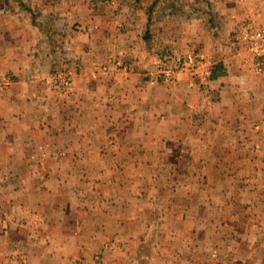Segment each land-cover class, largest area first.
I'll return each mask as SVG.
<instances>
[{
    "label": "crops",
    "instance_id": "1",
    "mask_svg": "<svg viewBox=\"0 0 264 264\" xmlns=\"http://www.w3.org/2000/svg\"><path fill=\"white\" fill-rule=\"evenodd\" d=\"M116 1L118 6L111 0H0V76L11 80L0 93V211L5 217L23 204V213L37 212L45 222L35 247H23V264L88 256L114 238L120 244L108 252L111 264H208L213 251L223 256L221 264H264V131L249 130L250 123L264 121V98L252 97L261 85L223 83L228 75L222 74L207 87L187 90L190 74L172 86L151 76L156 47L218 44L219 29H231L251 8L261 9L264 27V0ZM160 4L165 9L155 21ZM212 51L224 62L234 57L222 47ZM110 56L133 64V71L125 75L116 64L105 71ZM237 66L230 74L240 73ZM58 69L74 73L67 98L44 83ZM244 123L245 132L239 129ZM126 138L131 146L123 145ZM113 139L115 145L107 146ZM140 139L146 140L142 147ZM250 139L262 146L256 156L245 144ZM61 149L66 157L60 163L55 155ZM143 152L150 155L145 163L156 172L154 180L116 182L128 196L115 195V212L106 206L90 224L75 217L80 191L73 180L36 179L38 170L61 165L67 172L138 169ZM163 153L171 158L161 159ZM82 156H94V162ZM157 183L176 188L185 201L174 211L148 209L152 221L179 219L178 227H145L148 212L139 208L129 217L122 211L143 198V186L155 204ZM164 194L170 203V190ZM7 220L0 221V252L19 238ZM28 233L23 228V243Z\"/></svg>",
    "mask_w": 264,
    "mask_h": 264
},
{
    "label": "rangeland",
    "instance_id": "2",
    "mask_svg": "<svg viewBox=\"0 0 264 264\" xmlns=\"http://www.w3.org/2000/svg\"><path fill=\"white\" fill-rule=\"evenodd\" d=\"M150 0H143L144 3H148ZM163 0H161V3ZM250 5V4H249ZM252 7H254L253 4H251ZM159 12L157 15V19L155 21L159 20L160 15L162 16L164 12V5L160 4V7H158ZM160 14V15H159ZM262 15V11L259 8H251L250 11H248L243 18L239 19L237 23H234L232 28H227L223 26L219 31H223L221 34H218V37L220 40L217 42L218 44L213 43H207L203 42V40L199 42H186L184 46H174L171 48H165V47H156V49L153 51L155 54L153 56V59L151 61V76L156 82H159L165 86H172L176 84L180 80V76L190 74L192 79L190 81H187L184 83L185 88L187 90L196 89L200 90L203 87H207L209 83L214 80V78H211V73L217 68L218 75H228L227 77H224L221 82L226 83H248L252 85L260 84L262 88L258 87L259 90L255 91L252 97L255 98H264V27L260 24L258 21V18ZM156 17V16H155ZM154 21V23H155ZM222 23V22H219ZM156 28H158V22L156 23ZM259 34V35H258ZM222 47L225 48V50L231 54L234 55V57L228 61L224 62L221 59V55L218 54V57L214 54L215 47ZM192 54L196 53L202 56V61L199 64L192 66L189 69L181 70L176 72L172 77L167 78L161 73H158L156 70V67L154 66L153 61L157 58L159 55H172V56H182L185 54ZM217 55V54H216ZM112 56L108 57L107 63L104 65L105 71L108 69L109 66H113L116 64L119 68L122 69V71L127 75V73H131L133 71V64L125 63L122 64L121 62L117 60H112ZM236 64V65H235ZM238 65V66H237ZM123 66H128L129 68L123 69ZM237 66L240 68V73H238L236 76L233 74H230V67ZM168 67L173 68V64H169ZM196 67V68H195ZM65 70V69H61ZM61 70L54 71L48 78L44 79L45 86L50 91H55V93L59 94L61 98H67L70 96L74 91V73L71 72V78H72V89L68 93H64L63 90L59 89L58 86H55L54 83L50 80V77ZM234 73V74H235ZM180 75V76H179ZM6 76V75H3ZM2 77V76H1ZM8 79V82L11 81L8 76H6ZM178 80V81H177ZM261 82V83H260ZM8 84V83H7ZM263 84V85H262ZM2 90H0V93ZM264 100V99H263ZM255 115L259 116V110L255 111ZM254 115V118H255ZM114 122V121H113ZM247 123V122H246ZM246 123L245 128H240V131H244L246 129ZM112 129V132L115 131V127L111 125L110 127ZM251 132H259L264 131V121H254L250 123V129ZM115 139L110 140L107 144V146H114ZM146 140L140 139V147L143 146V142ZM244 140H238L236 141L239 147L241 148H248L244 145H249V150H251L252 155L256 156V154H259V152L262 149V146L260 145L258 140H247V143H243ZM131 142V143H130ZM123 145L127 146L129 143V146L132 145V141L129 138L124 139ZM166 149V147H163V150ZM142 152V151H141ZM45 157V156H40ZM66 157V151L64 149H61L56 152L55 158L57 162H63L64 158ZM84 159H91L94 162V156H82ZM125 157L119 156L117 159L122 160ZM150 155L145 154L144 152L140 154L139 161L140 166L138 169H130V168H124L120 170H112L108 169V171H98V170H77L74 172H67L63 166H59L57 168H54L53 170H38L36 172V179L39 181L45 183L46 181H51V179H57V178H69L73 180L75 183V188L77 191H80L77 193V197L74 203L75 206V217L77 218L79 215H81L84 219L89 220H98L101 216V212L104 210V208L107 206L109 211L115 212V201H112L114 199L115 195H120L123 197H127L129 192L125 190V188H121L120 186H115L116 182L123 181L126 183L127 181L135 178L137 182H140L141 184H146L147 181H152V179L155 177L156 172H153L152 170L147 169V165L145 163V160L149 158ZM171 158V156L167 153H163L161 155L162 158ZM116 158L114 157V160ZM98 166V165H95ZM164 174H169L168 171L164 172ZM163 177H166L164 175ZM154 180V179H153ZM91 181L93 183H91ZM105 181L108 182V186H101L100 182ZM161 183L155 184L154 192L157 193V200L155 204H150L147 200V186H143V198L139 201L135 199V202L133 204H127L125 205V211L129 214V217L132 213L135 212V210H138L140 208L141 211L148 212L144 214L142 223L145 225V227H149L152 225H155L158 228V225H161V223H166V225H171L173 228L178 227L179 224L177 221L179 219L170 220L169 222H166L165 220H156L155 222L152 221L153 215L150 213V211L154 212H162L164 211V206L168 209H171L172 211L177 210V205L179 203H183L185 201V197L182 195V192L176 191V188L168 187L164 189L163 187H159ZM140 187V186H139ZM164 190H170V203L165 202V194ZM108 194V196H107ZM167 194V192H166ZM110 198V199H108ZM148 209L150 211H148ZM31 213V216L29 215ZM5 217H8V222L10 225L17 230V238L18 241L13 246H10V250L7 252H0V262H10V264H23L24 260L26 259L25 256H23V247L24 248H30L32 246L35 247L33 239L36 238L40 231L41 227L45 224L44 219L41 215H39L37 212H28L25 211L23 213V204L22 207L20 206V209L16 213H12L11 215H6ZM4 213L0 211V221L5 220ZM179 218V217H177ZM115 219L112 220V224L114 225ZM128 226H132V219H129L127 221ZM23 228H27L29 230V233L24 235V238H27V242L23 243ZM79 231V229H77ZM162 235L158 234L156 236L157 239H162ZM120 244L119 239L114 238L109 240L108 242H103L100 246H96V248L88 255V256H82L78 253L76 256L68 257L65 261H61L59 263L55 264H111V260L109 258L108 252H110L114 248H118ZM34 251V248H32ZM31 249V250H32ZM30 250V251H31ZM152 254H155L154 249L150 250ZM158 253V252H157ZM33 254V253H32ZM32 254L30 255V259L32 257ZM218 251L211 252L207 257L208 264H221L219 262V257L223 258V256L218 255ZM135 264H139L140 262L135 261ZM131 264L133 262H130Z\"/></svg>",
    "mask_w": 264,
    "mask_h": 264
},
{
    "label": "built area",
    "instance_id": "3",
    "mask_svg": "<svg viewBox=\"0 0 264 264\" xmlns=\"http://www.w3.org/2000/svg\"><path fill=\"white\" fill-rule=\"evenodd\" d=\"M116 6L118 2L116 0H111ZM259 35V34H258ZM202 61V56L196 53H188L182 56H172V55H159L153 61L154 66L158 73L163 74L167 78L172 77L176 72L189 69L194 65L199 64ZM169 64H173V68L168 67ZM128 66H123V69H128ZM196 68V67H195ZM50 80L54 83L55 86H58L59 89L63 90L64 93H68L72 89V78L70 70H61L54 73ZM8 83L6 76H0V90L3 89L4 85Z\"/></svg>",
    "mask_w": 264,
    "mask_h": 264
},
{
    "label": "trees",
    "instance_id": "4",
    "mask_svg": "<svg viewBox=\"0 0 264 264\" xmlns=\"http://www.w3.org/2000/svg\"><path fill=\"white\" fill-rule=\"evenodd\" d=\"M218 75L217 68L211 73V78H215Z\"/></svg>",
    "mask_w": 264,
    "mask_h": 264
}]
</instances>
